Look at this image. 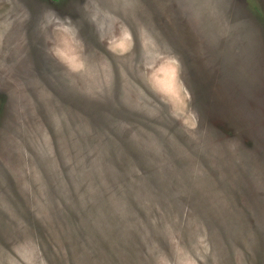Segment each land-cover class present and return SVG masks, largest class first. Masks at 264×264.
Wrapping results in <instances>:
<instances>
[{
  "label": "rangeland",
  "instance_id": "rangeland-1",
  "mask_svg": "<svg viewBox=\"0 0 264 264\" xmlns=\"http://www.w3.org/2000/svg\"><path fill=\"white\" fill-rule=\"evenodd\" d=\"M0 264H264V0H0Z\"/></svg>",
  "mask_w": 264,
  "mask_h": 264
}]
</instances>
